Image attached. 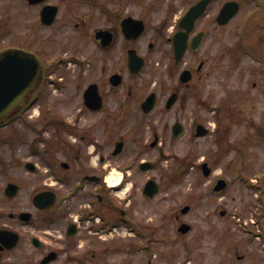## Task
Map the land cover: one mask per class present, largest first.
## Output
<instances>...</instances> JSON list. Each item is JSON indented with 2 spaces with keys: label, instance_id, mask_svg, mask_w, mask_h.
Returning <instances> with one entry per match:
<instances>
[{
  "label": "flooded vegetation",
  "instance_id": "af4514ba",
  "mask_svg": "<svg viewBox=\"0 0 264 264\" xmlns=\"http://www.w3.org/2000/svg\"><path fill=\"white\" fill-rule=\"evenodd\" d=\"M232 1L246 21L264 16V0H0V54L33 52L43 69L39 83L27 87L25 99L0 124V175L11 176L0 194V230H16L21 236L17 247H0V264H7L2 258L21 246L22 229L36 214L53 235L41 260L51 251L56 260L100 257L105 249L91 242L104 233L111 236L119 226L136 236L139 210L130 189L133 181L126 187L128 196L119 198L132 172L123 168L121 184L108 180L128 144L116 134L171 98L166 107L173 110L197 93L200 78H213L216 52L225 57L231 53L230 23L237 15L224 24L219 16ZM177 52H183L180 59ZM4 65L5 81L18 89L23 69L17 60ZM201 89L205 91L202 82ZM151 94L156 104L146 113L142 103ZM41 148L48 181L32 187L30 206L8 211L24 187V173H40ZM142 161L148 159L135 162L139 166ZM9 182L17 184V197L7 195ZM144 186L138 188L143 195ZM45 190L52 204L38 209L34 195ZM23 211L33 213L30 223L21 219ZM175 219L181 220L180 213ZM86 241L90 247L77 249ZM37 249L44 250L45 243ZM239 262L264 264L256 254L239 255Z\"/></svg>",
  "mask_w": 264,
  "mask_h": 264
},
{
  "label": "rangeland",
  "instance_id": "374dc122",
  "mask_svg": "<svg viewBox=\"0 0 264 264\" xmlns=\"http://www.w3.org/2000/svg\"><path fill=\"white\" fill-rule=\"evenodd\" d=\"M259 16L246 21L240 14L231 21L230 56L216 52L213 78H200L192 98L178 102L173 110L164 103L154 114L134 117L116 134L128 139L117 159V170L126 167L132 172L125 187L133 181L130 189L135 190L139 210L136 220L139 232L146 235L132 238L130 233L123 234L122 227L114 238L91 242L102 248L109 245L110 251L104 250L102 256L71 261L60 257L51 264H237L242 254L248 258L256 254L264 262V39L260 37L264 16ZM207 94L209 99L205 98ZM176 121L186 128L179 139L172 136ZM200 122L211 128L209 135L196 136V124ZM155 135L160 143L152 147ZM23 147L26 149V145ZM43 157L46 153L41 148L37 160L40 173H24V187L18 199L7 205L8 211L30 206L32 187H42L48 181ZM139 157L158 165L142 171L135 162ZM204 160L214 168L209 177L203 174ZM149 176L161 184L159 194L150 200L138 189ZM220 176L229 181V186L215 192L213 187ZM10 177L0 175L1 195ZM127 194L121 192L119 198L123 200ZM187 204L191 209L182 213L181 208ZM176 213L181 220L175 219ZM36 216L22 229L21 246L2 259L13 264H41L42 252L52 247L53 235L42 217ZM181 221L192 226L186 234L178 231ZM33 235L43 240L44 250L33 245ZM90 244L86 241L77 249ZM247 262L252 263L251 259Z\"/></svg>",
  "mask_w": 264,
  "mask_h": 264
},
{
  "label": "water",
  "instance_id": "95a60500",
  "mask_svg": "<svg viewBox=\"0 0 264 264\" xmlns=\"http://www.w3.org/2000/svg\"><path fill=\"white\" fill-rule=\"evenodd\" d=\"M235 11H236L235 8L230 10L229 4H228L226 6V9L221 14L220 21L227 22L229 18H231L236 13ZM11 54L14 57L10 55H8L9 57H7V55L5 54L4 56L3 55L0 56V121L8 115L9 111L11 110L10 109L11 105L14 102L17 103L18 101L22 100V98L24 97L26 93L27 87L31 84L38 83L41 77V74H42V67H41L40 60L34 54L26 52V51H18L17 53H14V54L11 53ZM181 55H182L181 53H177L178 58H180ZM8 59H10V61L17 60L18 63L20 64V68L23 69L24 71L23 80L17 84L18 89L16 88L14 84L12 83L9 84L8 82L5 81L4 62ZM171 103H172V99L169 105ZM153 105H154V101L152 100V97L150 96L143 103V108L146 111H150ZM173 132H174V137L177 138L185 133V127L183 126L182 123L177 122L173 127ZM208 132L209 130L203 124L198 125L197 135L199 136L206 135L208 134ZM151 166H154V164H151L148 162L142 164V168H149ZM202 166L204 168L205 175H209L211 172V168L208 166V163L204 162ZM226 186H227V181L225 179H219L217 182V185L215 186V190L217 191L222 190L226 188ZM11 187H13V189L11 191L9 190L8 193H10V195L13 196L17 193V187L10 184L8 189ZM145 191L148 195L154 196L159 191V185L157 184L155 180L151 179L148 181ZM50 199L51 197L48 194V192H40L35 196L34 202L38 207L46 208V207H49L52 203L51 202L52 200L50 201ZM189 208L190 206L187 205L183 208L182 211L187 212ZM20 217L22 219L29 221L32 217V214L29 212H22L20 214ZM190 228L191 226L189 224L183 223L179 229L180 231L185 233L189 231ZM0 241L3 243L5 247L12 248L15 245H17L19 241V234L12 230H5V229L0 230ZM34 242L37 246L40 245V241L38 238H34ZM55 258H56V255L54 252H52L43 260V263L46 264L47 262Z\"/></svg>",
  "mask_w": 264,
  "mask_h": 264
},
{
  "label": "bare ground",
  "instance_id": "6f19581e",
  "mask_svg": "<svg viewBox=\"0 0 264 264\" xmlns=\"http://www.w3.org/2000/svg\"><path fill=\"white\" fill-rule=\"evenodd\" d=\"M220 171V170H218ZM121 173L118 172H112L111 174H109V180L112 183H118L121 180Z\"/></svg>",
  "mask_w": 264,
  "mask_h": 264
}]
</instances>
